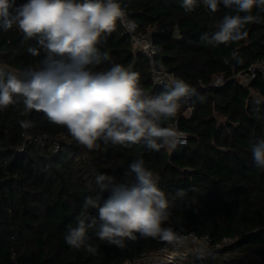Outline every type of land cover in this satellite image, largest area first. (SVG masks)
<instances>
[{
    "label": "trees",
    "instance_id": "trees-1",
    "mask_svg": "<svg viewBox=\"0 0 264 264\" xmlns=\"http://www.w3.org/2000/svg\"><path fill=\"white\" fill-rule=\"evenodd\" d=\"M26 2L16 0L17 5ZM119 2L140 31L153 34L158 60L195 90L181 101L175 118L162 122L168 128L177 122L188 141L170 151L102 141L89 150L66 127L51 123L42 111L26 109L23 98H16L0 110V264H123L160 248L164 241L139 234L123 248L110 245L97 238V227L86 232L95 252L71 247L64 239L68 228L76 227L85 198L98 192L96 176L105 173L118 184L128 182L129 165L140 157L158 175V187L169 200V218L162 227L209 234L214 242L225 236L236 239L187 264H244L225 258L235 252L264 264V168L256 166L251 152V145L264 139V74L249 84L232 78L264 59V8L253 9L260 20L244 26L245 39L213 46L202 35L218 31L224 16L236 14L234 7L221 3L213 12L195 0L186 12L183 0ZM29 47H38L36 40H25L15 26L0 29V70L20 75L39 65L44 51L33 56ZM98 48L109 56L99 69L124 65L139 73V85L152 97L170 90L154 84L147 59L132 49L118 22ZM218 74L225 81L216 86L212 81ZM179 189L185 190L183 198L175 195ZM89 212L98 226L97 211Z\"/></svg>",
    "mask_w": 264,
    "mask_h": 264
},
{
    "label": "clouds",
    "instance_id": "clouds-1",
    "mask_svg": "<svg viewBox=\"0 0 264 264\" xmlns=\"http://www.w3.org/2000/svg\"><path fill=\"white\" fill-rule=\"evenodd\" d=\"M194 3L183 0L182 7L190 12ZM203 3L213 12L221 3L236 12L224 16L213 35H202V41L213 46L245 39L244 26L260 20L251 14L253 9L264 8V0ZM118 20L122 24L127 20L119 0H27L20 5L16 0H0V29L7 32L15 26L25 40L35 39L38 47H29L31 55L44 51L38 67H26L20 75L0 70V110L23 98L26 109L44 112L51 123L66 127L89 150L99 148L98 141L125 147L143 143L153 151L174 150L186 143L183 133L162 122L175 118L181 101L194 94L190 85L177 79L170 90L152 97L139 85V73L124 65L99 69L109 56L98 45L107 40ZM251 152L256 166L264 168V139L251 145ZM126 175L131 180L120 184L114 176H96L98 192L85 198L76 227H69L64 237L69 246L95 252L87 243L89 227H97L98 239L120 248L135 241L137 234L168 244L182 242L172 228L162 227L169 218V200L158 187V175L142 157L129 165ZM104 193L109 194L106 199ZM185 194L179 189L175 195ZM90 209L98 213V226Z\"/></svg>",
    "mask_w": 264,
    "mask_h": 264
},
{
    "label": "built area",
    "instance_id": "built-area-1",
    "mask_svg": "<svg viewBox=\"0 0 264 264\" xmlns=\"http://www.w3.org/2000/svg\"><path fill=\"white\" fill-rule=\"evenodd\" d=\"M126 14V24L117 21L121 26L123 32L129 36L132 49L135 52L141 53L148 62L150 77L155 85L171 86L174 80H183L170 72L167 67L158 60L159 45L153 38L151 32H143L138 29L135 22L131 19L128 12ZM159 31L160 29H156ZM38 67V65H36ZM21 74V73H20ZM259 74H264V59L257 63L250 64L246 69L237 71L232 78L236 79L242 84L251 83ZM224 76L221 74L215 75L212 81L213 85L219 86L224 83ZM195 94V92H194ZM193 94V95H194ZM191 95V97L193 96ZM169 128L177 130L184 134L186 143L188 135L184 130L178 127L177 122L170 124ZM184 143V144H186ZM183 144V145H184ZM2 143L0 142V149ZM24 148V145L21 149ZM59 145L57 143L53 146V151L57 152ZM181 238L182 242L168 244L164 242L163 245L156 251L150 254H143L138 258H129L123 264H187L195 257L207 254L212 251L225 249L235 242V238L225 236L221 240L214 242L209 234L199 235L196 232H176Z\"/></svg>",
    "mask_w": 264,
    "mask_h": 264
},
{
    "label": "rangeland",
    "instance_id": "rangeland-1",
    "mask_svg": "<svg viewBox=\"0 0 264 264\" xmlns=\"http://www.w3.org/2000/svg\"><path fill=\"white\" fill-rule=\"evenodd\" d=\"M188 113H190V110H188ZM225 258L229 261H231V260H239L240 261L241 260V261H243L244 264H256L249 256H247L246 254H243V253H238V252L227 255Z\"/></svg>",
    "mask_w": 264,
    "mask_h": 264
}]
</instances>
